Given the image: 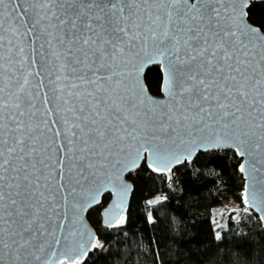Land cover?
I'll return each instance as SVG.
<instances>
[{"label":"snow or ice","instance_id":"6c2138e0","mask_svg":"<svg viewBox=\"0 0 264 264\" xmlns=\"http://www.w3.org/2000/svg\"><path fill=\"white\" fill-rule=\"evenodd\" d=\"M247 8L248 0H0V264H83L104 245L90 232L73 244L79 213L115 192L106 215L118 226L123 173L141 161L170 171L182 162L173 145H185L183 160L231 147L264 171V24ZM149 64L162 65L166 99L140 84ZM248 255L237 243L224 259L247 264Z\"/></svg>","mask_w":264,"mask_h":264},{"label":"trees","instance_id":"16d2710c","mask_svg":"<svg viewBox=\"0 0 264 264\" xmlns=\"http://www.w3.org/2000/svg\"><path fill=\"white\" fill-rule=\"evenodd\" d=\"M248 13L254 24H264V3L251 4ZM161 77L159 67L146 73L154 96L161 94ZM240 165L234 152L200 154L192 164L176 168L169 181L143 164L129 177L134 192L123 228L106 230L100 209L89 214L104 246L84 264H226L224 253L237 243L249 254L247 264H264V230L258 216L243 203L245 180ZM154 199L158 202L151 204ZM109 200L106 196L102 207ZM227 207L239 212L234 216L223 211ZM219 210L223 211L220 218L215 216ZM245 234L246 239H241Z\"/></svg>","mask_w":264,"mask_h":264},{"label":"water","instance_id":"95a60500","mask_svg":"<svg viewBox=\"0 0 264 264\" xmlns=\"http://www.w3.org/2000/svg\"><path fill=\"white\" fill-rule=\"evenodd\" d=\"M85 2L86 3H95V4H100V5H111V4L117 3L118 0H85ZM253 3H264V0H248V8ZM248 8L246 9L247 12H248ZM89 14L90 15H100V16L104 15V13L97 8H93ZM155 67H159L161 74H163L162 65H159V64L146 65L140 73V84L147 90V94L149 96H151L152 98H154V99H157V98L158 99H166V97L164 96V94L162 92V84H161L160 96L152 95L148 89L147 84H146L145 78H146L147 71L149 69L155 68ZM177 144H179V141H177ZM172 147L174 150V154L176 156L181 157L182 162H180V163L173 162L171 165V170L168 172H152L151 169L148 168L152 174H154L158 177L164 176L169 181L172 180V178H173L172 173L174 172V170L176 168L183 166L185 164H192L195 161V159L198 157V155H200V154H207V153H211V152H224V151H230V152H234L236 154L235 149H233L231 147H227V146L218 147V148L209 147L206 150L200 148V149H196L193 152L190 160H183V157L185 155H189V153L185 150V145L180 144L179 147H176V145H173ZM145 155H147V154H145ZM237 157L240 159L241 165L244 164V166L246 168L245 172H240V170H239L240 174L243 176V178L245 180V189H244L243 196H242L243 203H244L245 192H247L248 204H245V203L244 204L247 207V209H249L251 212L256 214L259 218L262 214H264V171H261V172L253 171L249 167V165L245 163V161L250 159L248 156L241 157V156L237 155ZM143 164H144L143 161H141L140 168L142 167ZM257 167H260V165L258 164ZM140 168L135 169V170L130 171V172L125 171L123 173V175L121 176V179L119 181V183L126 185L127 189H128V191L125 194H123L122 197L120 198L122 200V205H121V208L118 210L119 215L121 217H123V222L121 223L120 221H117L118 226L108 227V225H107L108 216L106 214L110 210H112L113 207L117 204L118 197L115 194V192H105L99 198L100 199L99 203L94 204L90 208H87V211H82L79 213V219L72 226L73 230L77 232L76 236L71 237L73 244L79 243L81 240L87 239V233L88 232H90L94 237L99 239L95 228L92 226V224L89 221V214L96 209H100L102 226L106 230L111 231V230L121 229L125 226V223L127 220V212L129 209L131 199H132L133 192H134V183L129 179V177L134 175ZM239 169H240V167H239ZM106 196H110V200L107 202V204L104 207H102L103 199ZM81 200H82V202H85L84 206L87 207V204H86L87 196L86 195L82 196ZM261 224H262L263 230H264V223L261 222ZM81 233H83V235H81ZM95 250L96 249L88 252V255L84 259L83 264L87 261V259L90 257V255Z\"/></svg>","mask_w":264,"mask_h":264},{"label":"rangeland","instance_id":"374dc122","mask_svg":"<svg viewBox=\"0 0 264 264\" xmlns=\"http://www.w3.org/2000/svg\"><path fill=\"white\" fill-rule=\"evenodd\" d=\"M157 202H158V199H154V200L150 201L151 204H156ZM225 210H228L234 216H236L237 213L239 212V209H236L234 207H227V208L223 209V211H225ZM223 211H221V210L215 211V216L219 217V218L222 217ZM91 217H93V216H91Z\"/></svg>","mask_w":264,"mask_h":264}]
</instances>
